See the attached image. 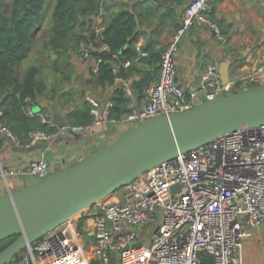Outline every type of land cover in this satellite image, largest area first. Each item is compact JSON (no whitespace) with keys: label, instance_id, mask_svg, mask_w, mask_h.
<instances>
[{"label":"built area","instance_id":"built-area-1","mask_svg":"<svg viewBox=\"0 0 264 264\" xmlns=\"http://www.w3.org/2000/svg\"><path fill=\"white\" fill-rule=\"evenodd\" d=\"M213 0H189L161 53L159 73L143 89L128 112L111 118L110 99L100 104L87 97L92 120L72 125L74 130L97 128L107 122L121 124L125 130L149 117L190 108L219 94L264 83V42L251 46L242 55L245 68L223 83L218 62L209 61L198 73L199 83L187 89L176 80V51L184 33L192 26H205L224 43L220 24L212 15ZM103 28L101 21L95 27ZM138 54L123 60L128 67L147 54L140 41ZM92 46L82 42V58L91 55ZM99 49H107L100 44ZM101 58H94L97 71ZM113 66L114 83L122 82L129 96L131 78L118 75ZM140 102V103H139ZM27 111H35L28 106ZM0 132L19 139L1 119ZM42 122L47 120L39 112ZM122 130V131H123ZM51 136L46 130L28 133L30 143ZM29 144V143H28ZM27 171L40 178L50 165L43 157L27 162ZM13 169L0 167L6 184ZM23 248L10 264H201L205 255L212 264H251L239 262L238 251L250 227L264 222V123L242 125L141 172L105 199L93 204Z\"/></svg>","mask_w":264,"mask_h":264},{"label":"trees","instance_id":"trees-1","mask_svg":"<svg viewBox=\"0 0 264 264\" xmlns=\"http://www.w3.org/2000/svg\"><path fill=\"white\" fill-rule=\"evenodd\" d=\"M152 3H151V2ZM0 0V108L2 120L19 139L26 140L33 129L54 130L45 113L42 99L71 104L66 117L71 125L91 122V102L87 89L114 83V64H120L118 75L135 79L132 94L139 100L144 86L157 77L163 44L162 31L172 20L175 10L155 0ZM101 15L103 28L92 31L94 16ZM221 27V26H220ZM151 28L153 37L143 45L147 54L128 67L121 62L138 54L135 42ZM221 30L225 33L224 29ZM82 42L92 46L91 55L101 58L97 71L76 82L72 51ZM107 49H99L100 44ZM53 73V74H52ZM110 117L119 118L131 108V97L122 82L115 84L110 96ZM38 111L29 114L28 106ZM47 117V116H46ZM14 238V236H11ZM8 237V238H11ZM12 238V239H13ZM11 239V240H12ZM11 240L0 241V250ZM18 257V254L14 258ZM31 264V263H30ZM201 264H212L203 257Z\"/></svg>","mask_w":264,"mask_h":264},{"label":"water","instance_id":"water-1","mask_svg":"<svg viewBox=\"0 0 264 264\" xmlns=\"http://www.w3.org/2000/svg\"><path fill=\"white\" fill-rule=\"evenodd\" d=\"M228 65L224 60L219 68L223 83L228 80ZM134 83L135 79L130 83L132 91ZM262 123L264 83L230 90L190 108L149 117L72 165L0 192V241L14 236L0 250V264H10L30 242L161 161L226 131Z\"/></svg>","mask_w":264,"mask_h":264},{"label":"crops","instance_id":"crops-1","mask_svg":"<svg viewBox=\"0 0 264 264\" xmlns=\"http://www.w3.org/2000/svg\"><path fill=\"white\" fill-rule=\"evenodd\" d=\"M188 1H156L169 5L175 10L174 21L169 22L159 36L164 48L172 30L178 25L181 13ZM211 16L224 29L225 33L222 30L221 33L226 41L220 43L205 26L194 25L184 33L176 51L175 67L176 80L186 89L198 85L199 78H195L194 75L199 73L206 62L212 60L218 62V70L221 63L227 60L229 62L228 77L235 75L245 68L242 66L245 61L242 55L251 46L254 47L264 42V0H213ZM100 21H102L101 15L94 16L92 19V30L96 34L95 27ZM144 29L145 34L137 40L142 45L153 37L150 32L151 28ZM71 55L74 73L77 75L76 82L81 85L80 77L90 75L94 57L82 58L78 50L72 51ZM114 88L115 83L93 85L91 89H87L86 97L94 98L103 104L110 99ZM130 97L131 102H134L135 95L132 94ZM42 105L46 109L43 113L47 116V121L49 120V124L56 127L49 131L51 136L37 139L33 143L28 142V138L17 142L8 134L0 132V167L14 170L12 174H7L8 184L0 176L3 180V184L0 183V192L19 188L40 179L37 175L27 171V162L30 159L38 157L47 159L50 165L49 174H51L77 162L123 130L121 124L107 122L97 128L77 131L72 128L66 117V113L72 107L71 104L63 105L62 102H52L43 98ZM248 231L249 234L242 240L238 251L239 262L264 264V222L250 227Z\"/></svg>","mask_w":264,"mask_h":264},{"label":"rangeland","instance_id":"rangeland-1","mask_svg":"<svg viewBox=\"0 0 264 264\" xmlns=\"http://www.w3.org/2000/svg\"><path fill=\"white\" fill-rule=\"evenodd\" d=\"M49 3H53V0H48V2H47V4H49ZM173 31V30H172ZM53 74V73H52ZM77 80V79H76ZM145 87V86H144ZM32 109L34 110V111H37L38 110V107L35 105V104H33L32 105ZM1 176V175H0ZM2 181V182H1ZM0 183L1 184H3V180H2V178H0ZM94 206L92 205V206H90L89 208H90V210L93 208ZM88 208H86V209H84V211H86ZM13 237H11V238H7V240H11ZM23 252H24V250L23 249H21L20 251H19V253H18V256L20 257L22 254H23Z\"/></svg>","mask_w":264,"mask_h":264}]
</instances>
